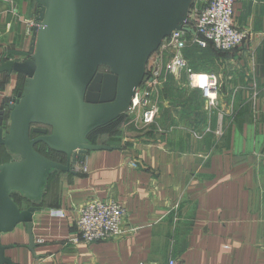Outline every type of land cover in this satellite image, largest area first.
<instances>
[{
    "label": "crops",
    "instance_id": "obj_1",
    "mask_svg": "<svg viewBox=\"0 0 264 264\" xmlns=\"http://www.w3.org/2000/svg\"><path fill=\"white\" fill-rule=\"evenodd\" d=\"M36 11L35 0H0V65L29 58L34 25L26 21ZM233 24L246 37L203 72L219 83L205 116L167 107L146 124L125 115L119 132L96 139L111 149L84 154V170L52 171L38 198L11 191L20 209L36 207L34 246L20 222L0 234L5 257L13 264H264V0H234ZM194 39L187 32V42ZM24 82L22 73L0 70L3 131ZM166 83L163 77L156 91L163 94ZM18 159L0 145V164ZM109 197L126 208L128 232L72 242L77 208Z\"/></svg>",
    "mask_w": 264,
    "mask_h": 264
},
{
    "label": "water",
    "instance_id": "obj_2",
    "mask_svg": "<svg viewBox=\"0 0 264 264\" xmlns=\"http://www.w3.org/2000/svg\"><path fill=\"white\" fill-rule=\"evenodd\" d=\"M194 1L35 0L29 58L0 65L25 76L0 129V145L19 158L0 164V234L24 222L33 248L36 207L20 209L11 191L38 198L52 171H69L86 152L112 148L92 134L127 114L164 38L179 29L194 33L188 18ZM39 144L66 163L43 155ZM5 249L0 243V264H13Z\"/></svg>",
    "mask_w": 264,
    "mask_h": 264
},
{
    "label": "built area",
    "instance_id": "obj_3",
    "mask_svg": "<svg viewBox=\"0 0 264 264\" xmlns=\"http://www.w3.org/2000/svg\"><path fill=\"white\" fill-rule=\"evenodd\" d=\"M233 2L234 0H204L200 6L193 3L189 10L188 18L191 22L189 27L194 30V40L202 38L223 51L238 47L244 41L246 32L233 24ZM26 23L29 26L36 25L34 19H27ZM186 35L187 32L180 29L172 31L161 42L159 49H164L167 52L179 51L186 45ZM165 70L176 78H179L182 72H187L190 85L202 90L207 105L213 106L216 104L219 83L215 74L192 72L187 67L186 59L178 52L165 63ZM161 72L162 63L158 57L152 67H146L144 81L132 97L130 108L126 115L132 114L135 110L134 108L141 105L145 107L141 115L142 121L146 124L153 122L160 110V106L157 102L151 103V99L154 90L159 87ZM196 74L198 76L204 75L205 77L204 81L197 85L193 83V76ZM52 154L58 155L60 162L65 159L63 154L56 152H52ZM84 169L85 166L81 160L76 161L73 166V170L76 172ZM50 213L61 217L65 216L62 209H51ZM76 213L74 220L76 235L71 238L72 242L107 241L122 237L128 232L124 228L127 210L112 197L107 199L91 198L81 204L77 208ZM166 264H177V262L175 259H170Z\"/></svg>",
    "mask_w": 264,
    "mask_h": 264
},
{
    "label": "rangeland",
    "instance_id": "obj_4",
    "mask_svg": "<svg viewBox=\"0 0 264 264\" xmlns=\"http://www.w3.org/2000/svg\"><path fill=\"white\" fill-rule=\"evenodd\" d=\"M177 52L186 59L187 67L190 68L192 72H209L214 64L218 62L220 57L223 56L227 51L217 49L213 44L209 43V41L198 38L197 40H192L191 42L188 41L186 45L179 51L167 52L164 49H159L151 56L148 67H152L159 57L160 62L162 63L160 83L163 77L168 83L165 85L166 88L163 94L161 90H154L153 92L151 103L157 102L160 106V110L157 114L167 107L168 109L175 108L181 111L193 109L197 110L196 115L197 113L198 115L196 117L200 119L201 115L205 116L206 109L208 108L207 106H209L207 105V101L203 96L202 90L190 85L187 72H182L181 76L176 78L174 75L165 70V63L169 61V59H171L175 54H177ZM158 89H160V84ZM182 102H184L185 105L181 104ZM134 109L135 110L130 115L135 116V114H138L139 117H141L145 107L138 105ZM120 125L118 124L117 127H113L112 131L119 132L118 129L121 127ZM196 135L199 136L201 134L196 132ZM51 155L53 156V154Z\"/></svg>",
    "mask_w": 264,
    "mask_h": 264
},
{
    "label": "trees",
    "instance_id": "obj_5",
    "mask_svg": "<svg viewBox=\"0 0 264 264\" xmlns=\"http://www.w3.org/2000/svg\"><path fill=\"white\" fill-rule=\"evenodd\" d=\"M151 56H152V55H151ZM151 56H150V58H149V60H148V62H147V65H146L147 67L149 66V62H150ZM123 118H124V117H122V118H120V119L114 121L113 123H111V124H109V125H107V126H105V127H102V128H106V130L102 132V135H103L104 133H106L105 135H107L108 133L113 132V131H112V128H113V127H116V126H117L116 124L120 123V122L123 120ZM102 128H101V129H102ZM99 130H100V129H99ZM99 130H97L96 132H98ZM96 132H95V133H96ZM95 133H93V134H95ZM93 134H92V135H93ZM92 140H93V142L96 143V139H92ZM37 147H38V150H39L43 155H45L46 157H48V158H50V159H52V160L57 161V159H56L55 156L48 155V153L45 151L46 146L44 147L43 144H39V145H37ZM43 147H44V148H43Z\"/></svg>",
    "mask_w": 264,
    "mask_h": 264
},
{
    "label": "bare ground",
    "instance_id": "obj_6",
    "mask_svg": "<svg viewBox=\"0 0 264 264\" xmlns=\"http://www.w3.org/2000/svg\"><path fill=\"white\" fill-rule=\"evenodd\" d=\"M205 77H204V75H195V76H193V83L194 84H196V83H200L201 81H204L203 79H204Z\"/></svg>",
    "mask_w": 264,
    "mask_h": 264
},
{
    "label": "flooded vegetation",
    "instance_id": "obj_7",
    "mask_svg": "<svg viewBox=\"0 0 264 264\" xmlns=\"http://www.w3.org/2000/svg\"><path fill=\"white\" fill-rule=\"evenodd\" d=\"M101 71H105L104 68L100 69ZM106 128L100 129L98 132L92 135V139H97L99 136H101L102 132L105 131Z\"/></svg>",
    "mask_w": 264,
    "mask_h": 264
}]
</instances>
